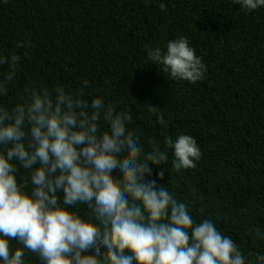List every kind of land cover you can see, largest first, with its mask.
<instances>
[{"label": "trees", "instance_id": "obj_1", "mask_svg": "<svg viewBox=\"0 0 264 264\" xmlns=\"http://www.w3.org/2000/svg\"><path fill=\"white\" fill-rule=\"evenodd\" d=\"M178 37L206 66L197 83L172 81L146 62V46ZM12 52L21 62L0 104L28 81L75 89L87 79L88 93L128 112L129 134L144 150L164 151L165 136H192L201 152L194 168L175 171L169 151L146 179L167 185L197 222L212 220L243 251L264 250L246 232L264 230V8L245 13L230 0H6L0 54ZM26 259L35 264L32 254Z\"/></svg>", "mask_w": 264, "mask_h": 264}, {"label": "clouds", "instance_id": "obj_2", "mask_svg": "<svg viewBox=\"0 0 264 264\" xmlns=\"http://www.w3.org/2000/svg\"><path fill=\"white\" fill-rule=\"evenodd\" d=\"M230 2L245 13L264 8V0ZM144 51L172 81L193 84L206 74L184 37ZM20 62L15 52L0 54V98ZM88 87L87 79L75 89L28 81L12 103L0 104V264H28L27 254L35 264H264V250L243 251L212 220L197 222L167 185L146 179L169 151L175 171L194 168L195 138L165 136L164 151L144 150L129 134L128 112ZM147 110L165 124L157 108ZM246 232L264 241L260 228Z\"/></svg>", "mask_w": 264, "mask_h": 264}]
</instances>
